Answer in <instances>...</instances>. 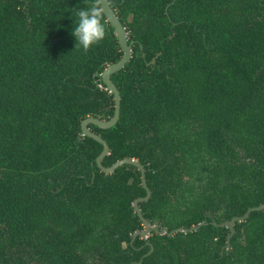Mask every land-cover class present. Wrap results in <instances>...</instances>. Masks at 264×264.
<instances>
[{
	"label": "trees",
	"instance_id": "16d2710c",
	"mask_svg": "<svg viewBox=\"0 0 264 264\" xmlns=\"http://www.w3.org/2000/svg\"><path fill=\"white\" fill-rule=\"evenodd\" d=\"M113 27L75 48L84 0H0V264H264V0H109ZM75 48V49H74ZM201 224L197 229L191 226ZM153 248L150 253V248Z\"/></svg>",
	"mask_w": 264,
	"mask_h": 264
},
{
	"label": "water",
	"instance_id": "95a60500",
	"mask_svg": "<svg viewBox=\"0 0 264 264\" xmlns=\"http://www.w3.org/2000/svg\"><path fill=\"white\" fill-rule=\"evenodd\" d=\"M104 8L106 12V18L109 21L110 25L114 29V33L118 39V44L120 46V49L122 51L121 57L114 63L109 64L107 67H105L101 73V80L105 85V88L113 94V99H114V110L113 114L109 119H100L97 117H86L81 121V133L84 136H89L96 140L97 142L101 143L102 149L98 156L96 157L95 161L97 166L100 168L101 171L105 173H111L113 172L117 167L123 165V164H132L136 166L139 171H140V179H141V184L146 190V194L141 197H137L133 201V208L134 211L137 213L138 217L142 221L144 227L142 230L135 231L132 235V239L135 238L137 235H139L141 238H146L147 235L150 233L152 229L156 230L158 233H169L172 234L175 230H172L170 232L167 231V229L161 228L158 229L154 225H150L149 221L142 215V212L140 210V207L138 205L139 201H145L150 197V189L147 186L146 179H145V168L144 166L134 158H129L125 157L119 160H116L109 166H104L102 164V159L105 155L108 154L109 152V146L106 142V140L98 133L93 132L90 130L88 127L89 124H94L98 126L99 128L106 129L109 127H112L118 120L119 114H120V93L114 82L111 80V74L114 72H117L121 68L124 67V65L129 61L131 57V44L128 43L127 41V32L125 28L123 27L122 23L120 22L118 16L114 12V10L111 8L110 4L108 5L106 0L104 2ZM264 209V203L259 204L257 206H252L249 207L243 215L240 216H233L228 220H225L223 222L217 223L213 222L214 225H220V226H227L230 229V233L227 236V243H229V238L232 236L234 233V223L235 221H243L245 220L249 213L253 210H262ZM201 224H204V222L199 223L196 226H191L190 230L197 229ZM152 247L150 248V253L152 251Z\"/></svg>",
	"mask_w": 264,
	"mask_h": 264
},
{
	"label": "clouds",
	"instance_id": "9594fccd",
	"mask_svg": "<svg viewBox=\"0 0 264 264\" xmlns=\"http://www.w3.org/2000/svg\"><path fill=\"white\" fill-rule=\"evenodd\" d=\"M104 2L105 0H84L85 6L75 10L77 20L72 31L76 40L75 48L87 52L93 45L104 40L107 34ZM106 2L109 5V0Z\"/></svg>",
	"mask_w": 264,
	"mask_h": 264
}]
</instances>
